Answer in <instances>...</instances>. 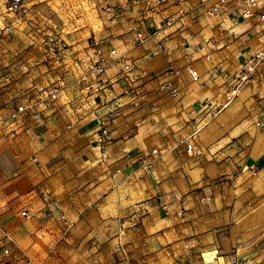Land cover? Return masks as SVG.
<instances>
[{
	"label": "crops",
	"instance_id": "1",
	"mask_svg": "<svg viewBox=\"0 0 264 264\" xmlns=\"http://www.w3.org/2000/svg\"><path fill=\"white\" fill-rule=\"evenodd\" d=\"M23 1L16 15L0 8V114L35 101L37 88L59 83L63 91L37 123L27 116L0 130V264L262 260L264 64L218 115L208 112L264 46V23L231 10L209 14L199 0ZM106 6L126 10L110 18ZM91 39L106 55L100 75L91 70ZM110 49L133 63L131 81ZM164 81L176 94L159 87ZM79 83L90 87L92 106L69 103ZM114 107L102 159L97 116ZM207 119L190 152L172 148ZM153 148L164 154L137 170L135 157ZM59 213L69 230L54 250Z\"/></svg>",
	"mask_w": 264,
	"mask_h": 264
},
{
	"label": "built area",
	"instance_id": "2",
	"mask_svg": "<svg viewBox=\"0 0 264 264\" xmlns=\"http://www.w3.org/2000/svg\"><path fill=\"white\" fill-rule=\"evenodd\" d=\"M200 5L206 6V12L209 14H214L223 10H231L234 16L241 17L242 19H249L252 17H257L259 21L264 23V0H199ZM0 8L4 9L6 12L13 15L19 14L24 9L23 0H0ZM126 10L125 6L111 7L106 6L103 9V12L106 16L114 18L117 16L118 12ZM178 15L181 16L184 14V10L179 8L177 11ZM172 18L168 17L163 21L164 27L170 25ZM13 24L7 23L3 25L2 30L5 33H10L13 30ZM152 32L151 34H154ZM138 41L143 39V36L140 32L136 33ZM90 45L93 48L94 63L92 65V72L95 75H100L103 73L107 66L106 55L98 47L94 39H91ZM109 57L114 61H120L122 64V72L124 73L123 81L125 83L131 81V77L134 71V65L131 60L123 53H118L116 49H110L108 51ZM261 64H264V46L259 47L251 51L243 60L240 68L234 73L230 79V85L225 92L224 100L220 103L215 109L208 112L209 119L214 118L220 111L226 108L229 103L239 95L241 88L246 84L255 74L257 67ZM188 73L193 79H196V71L192 68L187 69ZM172 72L177 73L176 70ZM80 84V93L76 95L74 99H71L69 103H78L87 106H92L93 100L90 98L89 86H84ZM89 87V89H88ZM159 87L161 89L168 90L172 95L176 94L177 88L172 86L168 81L160 83ZM91 90V89H90ZM63 85L59 83H51L45 87L35 89L36 100L32 101L28 105H17L13 110L0 114V130L11 127L18 120H22L27 116H31L33 120L37 123L43 117V110L47 109L48 106L58 99L62 95ZM264 100V97H262ZM41 105V106H38ZM116 107L112 110L97 116V130L95 143L97 149L100 151V158L106 159V150L105 147L109 141V124L112 121L114 111ZM209 119L204 120L199 127H196L190 134L179 139L172 148L183 146L186 151L192 150V140L194 134L204 125H206ZM164 153L160 152L157 148L150 150L148 156L139 154L135 157L134 161L137 164V170L147 171L152 162L157 158L161 157ZM21 215L25 218H31L32 215L27 211H22ZM4 239L12 242L11 237L8 234H4ZM5 254H8V249H3ZM27 264H43L42 262H32L29 258L26 259ZM231 264H240L237 261L232 262Z\"/></svg>",
	"mask_w": 264,
	"mask_h": 264
},
{
	"label": "rangeland",
	"instance_id": "3",
	"mask_svg": "<svg viewBox=\"0 0 264 264\" xmlns=\"http://www.w3.org/2000/svg\"><path fill=\"white\" fill-rule=\"evenodd\" d=\"M58 218L60 219L63 228H62V229L60 230V232H59V235H58V238H57L58 240L56 241V244H55L54 250H56L57 247L60 245L61 241L64 240V237L67 236V234H68V230H69V228H67V229L65 228V227L69 224V222H67V221L65 220L64 215L61 214V213H59ZM65 229H66V230H65ZM54 250H53V251H54ZM239 262H240V264H243V263H241L242 261L239 260ZM252 264H264V258H263L262 260H259V261L255 262V263H252Z\"/></svg>",
	"mask_w": 264,
	"mask_h": 264
}]
</instances>
